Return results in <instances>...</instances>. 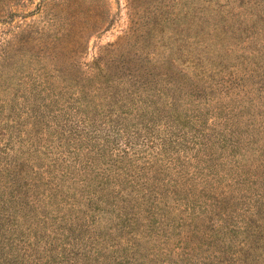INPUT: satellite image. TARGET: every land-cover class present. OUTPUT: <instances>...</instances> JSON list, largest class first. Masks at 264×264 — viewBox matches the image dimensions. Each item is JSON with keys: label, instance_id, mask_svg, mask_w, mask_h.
I'll return each instance as SVG.
<instances>
[{"label": "rangeland", "instance_id": "1", "mask_svg": "<svg viewBox=\"0 0 264 264\" xmlns=\"http://www.w3.org/2000/svg\"><path fill=\"white\" fill-rule=\"evenodd\" d=\"M0 264H264V0H0Z\"/></svg>", "mask_w": 264, "mask_h": 264}]
</instances>
